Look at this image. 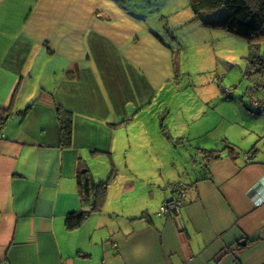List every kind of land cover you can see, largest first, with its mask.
<instances>
[{
	"label": "crops",
	"instance_id": "obj_1",
	"mask_svg": "<svg viewBox=\"0 0 264 264\" xmlns=\"http://www.w3.org/2000/svg\"><path fill=\"white\" fill-rule=\"evenodd\" d=\"M47 1L0 0V108L10 112L0 131V264H264L263 90L249 79L260 94L241 100V118L206 121L225 146L204 149L220 157L176 177L152 140L170 122L143 115L156 100L149 53L124 50L135 44L132 16L111 0H78L86 19L67 22L52 9L74 2ZM56 105L73 114L69 146ZM122 124L139 146L119 145ZM100 156L105 178L90 163ZM80 169L106 186L100 207L67 228L68 213L89 208ZM174 184L187 196L179 220L159 212Z\"/></svg>",
	"mask_w": 264,
	"mask_h": 264
},
{
	"label": "rangeland",
	"instance_id": "obj_2",
	"mask_svg": "<svg viewBox=\"0 0 264 264\" xmlns=\"http://www.w3.org/2000/svg\"><path fill=\"white\" fill-rule=\"evenodd\" d=\"M70 1L74 2V6L60 9L56 5L52 13L65 14L67 22H72V18L85 21V9L79 10L78 0L49 2H63L67 5L66 2ZM111 1L132 16L129 26L131 32L135 31L133 33L136 39L135 44L124 45L125 52L149 53V63L143 70L151 82L156 84V100L143 115L151 117V120V114L159 115V119L165 120L164 126L170 122L165 134L152 140L161 149L160 156L164 157L161 164L163 168L169 166L170 161L176 162V166L180 168L176 177H182L186 174L185 168L191 171L202 164L205 160L204 148H211L217 143H224L225 146L224 140L216 141L219 139L217 132L214 134V131H207L210 125L206 127L205 122H210L213 118L216 122L222 114L232 119L241 118L240 107L244 108L241 100L246 102L250 95L260 94L248 88L253 86L245 75L248 43L222 28L203 24L202 20L223 16L222 8L203 13L201 19L193 14L188 0ZM94 16L98 19L96 11ZM94 22L99 23L98 20H93L92 23ZM64 32L66 33L65 30ZM76 34L78 36V32ZM84 50L92 53L87 40L84 42ZM245 94L248 96L244 97ZM159 104L165 105L164 108ZM155 109L159 111L156 112ZM134 123L138 125V122ZM150 123L148 120L147 124ZM215 124L214 129L217 128ZM123 131L119 145L128 144V139L132 146H139L138 131L135 132L136 139L131 137V133L127 137L124 124L121 125V132ZM221 147L223 148V144ZM101 159L105 162L108 160L102 156L100 159H93L90 161L92 167H97L98 160ZM94 174L105 178L108 173L104 172L103 167H97Z\"/></svg>",
	"mask_w": 264,
	"mask_h": 264
},
{
	"label": "trees",
	"instance_id": "obj_3",
	"mask_svg": "<svg viewBox=\"0 0 264 264\" xmlns=\"http://www.w3.org/2000/svg\"><path fill=\"white\" fill-rule=\"evenodd\" d=\"M188 6L193 14L201 19L202 14L205 12L218 8L223 9V16L212 17L213 19L202 20V22L208 27L222 28L226 32L247 41L248 55L245 58V75L248 79L252 78L254 84L261 85L264 82V0H188ZM257 88L262 90L260 87ZM261 102L264 103V98ZM55 108L60 124V144L69 146L72 137L73 114L60 105H56ZM9 115L8 109L0 108V131ZM221 150H204L203 157L206 162H212L220 157ZM77 183L82 202L86 201L84 204L88 205L89 208L68 213L67 228L76 227L90 211L97 210L100 207L106 186L105 181L95 182L87 169L78 171Z\"/></svg>",
	"mask_w": 264,
	"mask_h": 264
},
{
	"label": "built area",
	"instance_id": "obj_4",
	"mask_svg": "<svg viewBox=\"0 0 264 264\" xmlns=\"http://www.w3.org/2000/svg\"><path fill=\"white\" fill-rule=\"evenodd\" d=\"M260 87L264 92V82L261 85L256 84L255 86ZM264 98V94H263ZM174 190V196L168 201L163 203L160 208L159 212L170 215L175 219H180V208L184 205L187 200L186 192L184 187L181 184H174L172 185Z\"/></svg>",
	"mask_w": 264,
	"mask_h": 264
},
{
	"label": "water",
	"instance_id": "obj_5",
	"mask_svg": "<svg viewBox=\"0 0 264 264\" xmlns=\"http://www.w3.org/2000/svg\"><path fill=\"white\" fill-rule=\"evenodd\" d=\"M241 244H244V241L243 242H241ZM1 264H6L5 262H3V263H1Z\"/></svg>",
	"mask_w": 264,
	"mask_h": 264
}]
</instances>
